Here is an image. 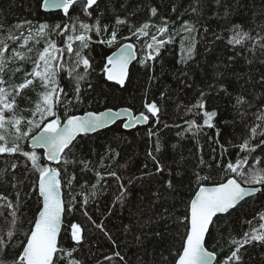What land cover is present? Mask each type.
Instances as JSON below:
<instances>
[{"label": "trees", "instance_id": "1", "mask_svg": "<svg viewBox=\"0 0 264 264\" xmlns=\"http://www.w3.org/2000/svg\"><path fill=\"white\" fill-rule=\"evenodd\" d=\"M98 3L100 6L95 17L99 18L101 28L107 26L109 33L117 31L119 43L112 47L97 43L91 45L90 57L97 69L89 77L93 88L87 89V85L82 84V89L85 90L84 104L71 111L81 115L85 111L129 107L138 114L144 110L145 100H155L161 109L160 122L132 131L124 130L120 126L122 122H119L110 129L79 137L74 142L71 153L66 155L69 163L62 162L54 166L61 172L65 203L71 202L75 196L73 210L64 215L59 246L68 250L75 247L71 239V225L78 223L82 226L84 239L79 252L74 255L82 264H124L125 261L127 264H175L185 232L182 226L178 228L175 218L182 219L187 214L189 201L197 190L195 173L199 171L202 176L210 177L209 181L204 182L205 186L221 182L224 179L222 165L229 160L235 161L240 151L234 145L242 142L245 121L241 120L234 108L236 97L243 95L254 106L264 103V51L259 47L254 52H249L247 47L233 50L227 44L229 33L226 31L231 25L240 24L245 30H251L253 36L257 32L264 35V29L260 27L264 25V0H100ZM153 7L158 10L157 17H151L150 9ZM193 7L197 9L195 12L192 11ZM117 18L133 25H139L149 18L159 23L160 18H164L170 21V30L173 32L178 31L184 23L195 25L199 30L196 54L187 64L181 63V37L177 35L172 43L161 50L151 67H142L135 62L131 66L125 87L121 88L103 79L99 69L106 62V57L124 43H134L139 57L142 42L136 41L135 37L132 40L120 39L130 35V31L129 24L118 25ZM84 19L89 23L94 22ZM24 20L55 25L63 24L67 18L63 17L62 12L45 13L40 10L38 0H0V25L3 26L0 35H7L8 29L19 35L14 26ZM204 28L208 29L206 34ZM214 33L222 34L224 39L215 40ZM107 34L101 37L93 34V40L103 39ZM51 39L62 46L63 37L53 35ZM44 43V39L39 44L30 42L29 46L36 53H31L33 60L43 49ZM17 44H11V47H16ZM76 46L78 42L74 45ZM229 57L233 59L229 60ZM17 64L22 65L23 70L15 76L6 70L4 79L9 84L23 82L24 72L31 71L33 67L31 61H18ZM15 66L9 65V69ZM61 76L62 87L71 96L72 82L66 73ZM221 87L226 91L221 90ZM40 91L42 89L38 82L25 89L21 97L17 98L20 108L33 107ZM201 91L206 94L205 110L217 111L218 115L213 121L215 127L203 128L198 134H194V130H188L187 122L195 118L202 124L203 116L201 114L194 117L186 108L196 102ZM251 111H255V107ZM23 114L28 116L29 113L25 111ZM246 121L250 123V117ZM149 128L156 133L151 138L148 136ZM157 140L160 144L159 152L155 151ZM221 145L228 149L223 156ZM24 146L28 148V144ZM149 151L153 152L164 169L162 173H156V163L148 155ZM38 152L42 162L51 166L43 159V152ZM252 155L257 159L264 158V152L260 148ZM201 157L206 162L205 165L199 164ZM217 160L220 161V167L217 166ZM13 161L18 165L14 171L11 169ZM83 162L88 163L87 168ZM253 163L250 158L249 164ZM5 169V175L0 178V195L15 202L19 192V215L23 222L18 223L16 229L17 238L22 240L23 232L28 230L29 222L37 213L36 196L31 192L37 174L30 167H25V160L21 156L0 157V170ZM112 171L121 177V181L106 176L96 190L92 189V185L97 182L96 172L106 174ZM149 171L154 175L147 176ZM73 176L75 179L69 188L68 180ZM141 176L144 177L143 180L136 179ZM169 179L172 180L175 191L166 188V181ZM120 183L125 186L127 195L122 204H114L120 193ZM93 191L96 194L89 195ZM153 193H159V198ZM85 196L89 197V201L82 208ZM2 203L4 202L0 201ZM165 208L168 209L167 212L164 211ZM84 210L96 223L103 221L115 245L84 216ZM8 211L0 208V212L4 213L0 215V236L5 240L8 239L6 232L12 219ZM261 211H264V194L257 193L230 214L219 216L210 229L206 247L222 261L235 247L230 244V239H239L248 231L250 226L246 221L253 220ZM258 223V219L253 220L255 226ZM245 249L241 250L244 254L243 264H264V245H246ZM19 251V247L11 246L0 250V262L12 264ZM117 251L124 257V261L118 257L114 261L105 259Z\"/></svg>", "mask_w": 264, "mask_h": 264}, {"label": "snow or ice", "instance_id": "2", "mask_svg": "<svg viewBox=\"0 0 264 264\" xmlns=\"http://www.w3.org/2000/svg\"><path fill=\"white\" fill-rule=\"evenodd\" d=\"M38 4L40 10L44 12L61 11L63 17L67 18L66 22L49 25L46 22L35 23L32 20H24L14 26L19 31V35L13 34L12 29L7 30V35H0V157L21 156L25 160V167H30V170L37 174L31 187V192L36 196L37 213L29 222L28 230L23 232L24 239L17 238L16 229V225L23 222V218L19 215V192L16 194L15 202L0 195V201L4 202L0 204V208L9 210L8 215L12 218L9 222L10 228L6 232L8 239L5 240L0 236V250L10 246L20 248L12 264H82V261L74 255L79 252L84 239L82 226L78 223L71 225V239L75 244L72 249L60 247L58 239L62 218L73 210L75 196L72 197L71 202L65 203L61 195L60 170L45 165L38 150H43V159L46 161L57 165L61 162L67 164L69 161L66 155L71 153L78 136L109 128L117 121H121L120 126L126 130L137 125L158 124L161 109L155 100H145L144 110L138 114H134L129 107L85 111L83 115L73 114L72 109L84 104L85 90L82 89V84H86L87 89L93 88L89 77L96 73L97 69L90 57L91 45L93 43L104 44L108 47L117 45L119 43L118 33L116 30L109 33L107 26L101 28L99 18L94 15L100 6L98 0H38ZM196 10L195 7L192 8L193 12ZM150 12L151 17H157L158 10L155 7L151 8ZM84 18L94 20V22H86ZM116 23L118 25L129 24L130 35L120 39L132 40L135 37L136 41L142 42L139 57L136 45L125 43L119 47L117 52L107 56L106 62L99 69V74L103 79L121 88L125 87L129 78V65L134 60L142 67H151L152 62L160 56L161 50L172 43L177 35L181 37L180 62L187 64L196 54L199 30L195 25L184 23L178 31L173 32L170 30V21L164 18H160L159 23L149 18L139 25H133L127 20L117 18ZM260 27L264 29V25ZM226 31L229 33L227 44L231 45L233 50L247 47L249 52H254L259 47L264 51V35L260 32L253 36L251 30H245L240 24L231 25ZM0 32H3L2 25H0ZM207 32L208 29L204 28V33ZM105 33H108L105 38L93 40V34L101 37ZM53 35L63 37L62 46H58L56 40L51 39ZM214 36L215 40L224 39L220 33H214ZM41 39L45 40L44 47L33 60L29 55L34 51L33 47L29 46L30 42L39 44ZM9 42L17 46L11 47ZM77 42L78 46L74 47ZM65 53H67V59H65ZM231 59L233 57H229V60ZM18 61H31L32 70L24 72L23 82L9 84L4 79V75L6 70L11 71L12 76L21 72L22 65L17 64ZM9 65L16 66L9 69ZM61 73H66L72 82L71 96L62 87ZM37 82L42 89L38 93L37 102L31 108L21 109L17 98L21 97L25 89H29ZM221 90L226 91L223 87ZM205 95V92L201 91L196 102L186 108V111L191 112L194 117L201 114L203 116L202 124L195 118L187 122L188 130H194V134H198L203 128L215 127L213 121L218 113L205 110ZM245 105L247 108H244ZM254 107L255 111H251ZM234 108L241 116V120L245 121V131L241 134L242 142L234 145L240 151L235 161L229 160L222 165L224 179L221 182L205 186L204 182L209 181L210 177L202 176L199 171L195 173L197 190L189 201L187 214L182 219L175 218L178 228L182 226L185 229L181 250L175 257V264H243L244 254L241 250L245 249L246 245H264V211H261L253 218V220L258 219V226L253 224V220H248L246 223L250 226L249 230L245 231L239 239H230V244L235 247L222 261L217 259L215 252L206 247V236L209 234L210 226L214 223V217L218 214H230L241 206L242 202H247L248 198H254L257 193L264 194V158L257 159L252 155L257 148L264 152V147H262L264 146V103L254 106L250 100L241 95L236 97ZM242 108H244L243 111H241ZM25 111L29 113L28 116L23 114ZM248 117L251 119L250 123L246 121ZM154 135L156 133L149 128L148 136L151 138ZM217 136H219L218 129ZM24 144H28V148ZM220 148L221 156L227 153L226 147L221 145ZM155 151H160L158 140ZM148 155L156 163V173H162L164 169L153 152L149 151ZM250 158L254 161L251 165L249 164ZM83 163L87 168L88 163ZM199 164H206L203 157L200 158ZM17 166V162L13 161L11 169L14 171ZM217 166H221L219 160H217ZM6 171L7 169L0 170V178L5 175ZM95 174L97 182L92 185L93 190L98 188L106 176L115 177L117 181H121V177L114 171L106 174L96 172ZM146 175L152 176L154 173L149 171ZM74 179L73 176L68 180L69 188ZM136 179L143 180L144 177ZM166 188L175 191L171 179L166 181ZM95 194L93 191L89 195L94 196ZM126 195L127 190L123 183H120V193L114 204H122ZM153 195L157 198L160 196L159 193H153ZM88 201L89 197L85 196L82 208H85ZM164 211L167 212L168 209L165 208ZM83 214L115 245L103 221L96 223L86 210ZM0 215L4 213L0 212ZM116 257L124 261V257L118 251L105 259L114 261ZM124 264L127 262L125 261Z\"/></svg>", "mask_w": 264, "mask_h": 264}, {"label": "water", "instance_id": "3", "mask_svg": "<svg viewBox=\"0 0 264 264\" xmlns=\"http://www.w3.org/2000/svg\"><path fill=\"white\" fill-rule=\"evenodd\" d=\"M98 1H100V0H98ZM57 12H61V11H59V10H51V11H49V12H45V13H57ZM128 43H130V42H128ZM125 44V43H124ZM118 49L119 48H117L114 52H117L118 51ZM137 49V48H136ZM113 52V53H114ZM112 53V54H113ZM111 54V55H112ZM137 56H138V51H137ZM136 61L134 60L130 65H129V73H130V69H131V66L135 63ZM127 82V81H126ZM113 83V82H112ZM134 113V112H133ZM135 114V113H134ZM81 115H83V114H81ZM119 122H121V121H117V123H119ZM116 123V124H117ZM116 124H113V125H111L109 128H106V129H102V130H100V131H98V132H101V131H104V130H107V129H110L111 127H113L114 125H116ZM149 125V124H148ZM148 125H137V126H135V127H133V128H130V129H124V130H126V131H132V130H135L136 128H138V127H147ZM98 132H95V133H89V134H87V135H82V136H78L77 137V139L79 138V137H85V136H89V135H93V134H96V133H98ZM75 142V141H74ZM38 151H42L43 152V150L42 149H40V150H38ZM66 152H67V150H66ZM47 163H49L52 167H54V166H58V165H60V164H53V163H51V162H49V161H47ZM61 195H62V198H63V193H62V189H61ZM257 195V194H256ZM249 199H251V198H248V200ZM63 200H64V198H63ZM244 202H242V204H243ZM239 207V206H238ZM222 215H225V214H218V216L217 217H214V221L219 217V216H222ZM63 221H64V216H63V218H62V226H61V232H60V236H59V241H60V237H61V234H62V231H63ZM211 227H212V225L210 226V229H211ZM210 229H209V232H210ZM207 237H208V235L206 236V241H207Z\"/></svg>", "mask_w": 264, "mask_h": 264}, {"label": "rangeland", "instance_id": "4", "mask_svg": "<svg viewBox=\"0 0 264 264\" xmlns=\"http://www.w3.org/2000/svg\"><path fill=\"white\" fill-rule=\"evenodd\" d=\"M32 54L36 55V53H33V52H32ZM29 55L31 56V53H30ZM61 74H62V73H61Z\"/></svg>", "mask_w": 264, "mask_h": 264}]
</instances>
